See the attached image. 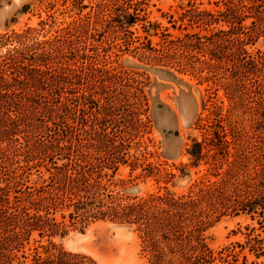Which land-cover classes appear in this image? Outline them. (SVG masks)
<instances>
[{
	"label": "rangeland",
	"instance_id": "374dc122",
	"mask_svg": "<svg viewBox=\"0 0 264 264\" xmlns=\"http://www.w3.org/2000/svg\"><path fill=\"white\" fill-rule=\"evenodd\" d=\"M220 1L0 0V38L13 31L34 28L33 36L43 40L54 38L59 29L74 21L90 22L88 33L81 36L78 44L81 56L70 61L78 77L74 78L76 92L71 96L74 99L67 103L68 109H60V116L53 117L46 111L43 120L39 118L33 129L22 124L17 135L0 137L3 139L0 141V187L6 186V178L11 179L13 168L27 165L26 152L32 151L31 147L39 139L43 140L42 146L46 145L47 155L53 151L52 143L60 141L55 151H61L60 147L72 140L80 164L89 163L91 175L103 186L100 196L105 201L109 197L103 192L112 193L123 203L152 194L183 195L202 181L209 184L220 180L221 176H215L218 172L228 178L230 171L234 173L238 167L241 168L235 177L238 179L233 181L241 183L254 177L258 181L257 157L264 151V127L258 123L261 119L254 109L233 111L232 117L240 122L237 127L243 139L234 140L236 144H231L226 155H218L217 166L211 157L193 166L187 151L194 138L203 139L200 118H207L212 103L222 105L224 113L234 105L220 86L225 81L221 78L222 71L215 72L213 77L212 72H200L201 63L191 56L196 52L187 51L180 41L186 40L188 33L208 35L207 29L214 25L196 23V11L216 12L222 7ZM99 10L102 16H98ZM126 11L138 14L136 23L119 22ZM220 27L228 28L223 22ZM17 44L3 42L0 54ZM179 45L183 48H178ZM246 47L251 53L264 51V34ZM172 54L174 57H170ZM113 75L123 77L121 84L112 82ZM207 76L212 79L206 80ZM216 78L220 84L214 82ZM211 92L216 95L207 101ZM90 98L97 100L98 105L91 104ZM109 100L112 101L109 105L115 104V112L110 117L106 116ZM256 105V102L251 104ZM56 122L69 123L73 130L56 134ZM228 139L233 142L234 138L228 135ZM115 150H120L127 162H119L113 172L108 159L118 154ZM62 163L59 159L58 165ZM44 164L50 166L47 160ZM148 164V169L152 166L160 169L164 178L147 173L144 167ZM39 169L45 178L49 176L45 166ZM167 172L175 174L168 181ZM41 174L34 168L29 181L17 179L23 183L19 184L22 193L12 188L9 201L0 199V264H151V254L144 250L135 223L95 219L88 212L77 214L74 196L72 201L67 197L64 202L66 193L62 192L60 202L70 207L59 204L49 214L55 219L52 222L56 223L58 233L53 236H40L38 231L25 234L19 240L21 246L11 250L12 227L18 221V226H22L26 218L23 213L15 216L11 212L14 207L30 204L25 186L38 187ZM13 184L14 180L10 182ZM52 186L57 184L47 188L52 191ZM204 233L215 258L211 264H264V255L257 256L251 249L252 238L264 239V219L257 213L222 215Z\"/></svg>",
	"mask_w": 264,
	"mask_h": 264
},
{
	"label": "trees",
	"instance_id": "16d2710c",
	"mask_svg": "<svg viewBox=\"0 0 264 264\" xmlns=\"http://www.w3.org/2000/svg\"><path fill=\"white\" fill-rule=\"evenodd\" d=\"M220 2L222 7L216 12L196 11V23L214 25L207 29L208 35L193 32L186 35V40L180 39L187 51L196 52L191 56L196 57L201 63L200 72L204 70L212 72L213 77L215 72L222 71L221 78L225 81L220 84L216 78L214 82L223 86L226 96L234 103L225 113L222 105L212 103V107L208 108L207 118H200L199 128L203 133V139L199 141L194 138L187 148L193 166L199 165L208 157H211L215 161L213 164L216 165L219 154L226 155L231 144H236L234 140L243 139L239 126L237 127L238 120L232 117L233 111H240L242 108L254 109L256 116L261 119L258 123L264 127V51L251 53L246 47L264 34V0ZM127 7L130 8L129 5ZM101 12L99 10L98 16H102ZM137 19V13L131 14L126 11L124 19L119 22L134 24ZM222 22L228 28L220 27ZM89 24V20L83 23L74 21L59 29L54 38L43 40L33 36L34 28L25 29L23 32L13 31L0 38V44L5 41L18 43L0 54L1 138L17 135L22 124L25 128L33 129L39 118L43 120L42 116L46 111L53 117L60 116L58 113L60 109H68L67 103L74 99L71 96L76 92L73 87L74 78L78 77L77 69L70 61L81 56L78 44L81 36L88 33ZM183 47L179 45L178 48ZM170 57H174V54ZM212 77L207 76L206 80H211ZM122 81L123 77L113 75L112 82L115 85L121 84ZM215 95L216 93L211 92L207 101ZM90 99L91 104L98 105L95 103L97 100ZM110 102L112 101L109 100L107 105ZM253 102H256V107L251 106ZM114 105L110 104L107 107L106 116L114 114ZM41 111H44L42 115ZM62 124L55 123L56 127L58 126V130H54L56 134L61 135L64 132L68 134L73 130L69 123ZM228 135L234 138L233 142L228 139ZM114 142L112 141V144ZM59 143L60 141L52 143L50 148L53 149V154L47 155L46 145L42 146L43 140L35 141L34 148L31 147L33 150L26 152L27 165L13 168L11 179L6 178L8 181L6 186L0 187V199L9 201V192L12 188L16 193H22L19 184L23 183H20L18 178L29 181V175L34 168L41 174L40 166H45L46 172L49 173L47 178L42 174L39 176L41 181L38 187L25 186L28 190L25 193L26 200L30 204L21 208L14 207V211L11 212L15 216L23 213L26 217L22 226H18V221L12 227L13 236L9 238L11 250L21 246L22 242L19 240H22L25 234L38 231L40 236H53L58 233L56 223L52 222L55 219L49 217L50 210H56L59 204L66 205V208L70 207V204L60 202V192L66 193L65 197L62 196L64 202L67 197L72 201L74 196L76 201L73 204L77 214L88 212L91 213L89 216L95 219L135 223L141 233L144 250L151 254V264H211L215 258L204 232L214 221L227 214L253 216L257 213L264 219V151L257 157L259 168L256 174H259L257 178H260L258 181L255 177L241 183L233 181L238 179L235 177L237 171L240 172L241 169L236 165L237 171L227 172L228 178L218 172L215 176H221L220 180L209 184L202 181L196 184L195 189L183 195L167 192L168 194L164 196L152 194L132 203H123L112 193L103 192V195L109 197V201L100 196V187L103 186L91 175L92 168L88 167L89 163L80 164V158L74 153L76 150L72 140L68 145L60 147L61 151H55ZM115 151L118 154L108 159L109 168L113 169V172L118 169L119 162H127L119 153L120 150ZM59 159L63 160L60 165ZM46 160L50 164L48 167L44 164ZM28 162L35 164L31 165ZM148 168L149 164L144 167V170H148L147 173L159 174L164 178L160 169L154 166ZM174 175L167 172L165 175L167 181ZM12 180L13 186L10 185ZM52 182L57 186H52L51 191L47 187L53 185ZM213 214L215 218L212 217ZM71 216L74 217L73 213ZM17 228L20 230L16 231ZM252 241L251 249L257 252V256L264 255V239L256 236Z\"/></svg>",
	"mask_w": 264,
	"mask_h": 264
}]
</instances>
